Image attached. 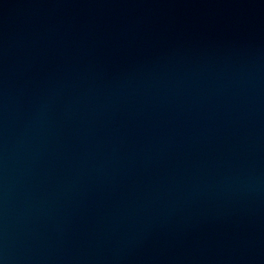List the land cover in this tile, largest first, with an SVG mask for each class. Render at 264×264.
Here are the masks:
<instances>
[{
	"label": "water",
	"instance_id": "1",
	"mask_svg": "<svg viewBox=\"0 0 264 264\" xmlns=\"http://www.w3.org/2000/svg\"><path fill=\"white\" fill-rule=\"evenodd\" d=\"M0 264H264V0H0Z\"/></svg>",
	"mask_w": 264,
	"mask_h": 264
}]
</instances>
